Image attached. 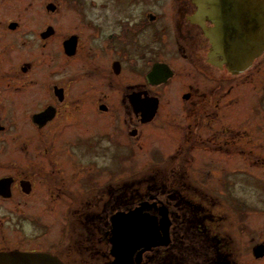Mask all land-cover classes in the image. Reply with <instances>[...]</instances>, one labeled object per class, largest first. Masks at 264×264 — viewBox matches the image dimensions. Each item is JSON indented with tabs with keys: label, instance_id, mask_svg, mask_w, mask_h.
Instances as JSON below:
<instances>
[{
	"label": "flooded vegetation",
	"instance_id": "obj_1",
	"mask_svg": "<svg viewBox=\"0 0 264 264\" xmlns=\"http://www.w3.org/2000/svg\"><path fill=\"white\" fill-rule=\"evenodd\" d=\"M21 1L0 0V252H47L64 264H113L112 215L145 201L147 214L165 213L166 228L142 240L131 264L264 259V220L262 233L246 245L245 262L238 243L233 248L237 239L222 237L212 208L194 199H216L195 178L210 175L207 165L222 159L244 165H225L218 178L228 181L239 171L264 176V74L256 77L254 71L264 66V48L240 72L211 62L203 26L213 23L198 15L201 0H151L146 8L141 0H114L122 14L108 13L110 0H90L88 7L97 12L71 15L62 12L63 4L73 11L85 0H27L51 13L10 15ZM239 1L243 6L228 12H234L236 27L249 28L255 11L246 4L255 0ZM170 85L173 100L166 97L165 104L161 94ZM148 102L156 110L147 120L142 107ZM176 109L185 132L169 155V188L158 181L160 166L151 176L156 188L142 192L140 176L112 182V149H141L143 129L169 124ZM155 136L161 145V135ZM257 144L261 153L246 156ZM193 164L204 166L200 177L192 175ZM233 183L234 193L264 204V193L242 194V183ZM255 219L243 224L254 228Z\"/></svg>",
	"mask_w": 264,
	"mask_h": 264
},
{
	"label": "rangeland",
	"instance_id": "obj_2",
	"mask_svg": "<svg viewBox=\"0 0 264 264\" xmlns=\"http://www.w3.org/2000/svg\"><path fill=\"white\" fill-rule=\"evenodd\" d=\"M90 0H85L82 4L74 5L73 11H67L70 6L68 4H63V10L62 12H68L67 15H71L70 13H79V12H86V13H95L97 12L95 8H89L88 3ZM165 2H169V0H164ZM164 1L158 0V2L163 3ZM16 3V2H15ZM19 7H15L13 13H10V15H17L18 12H23L24 14H36L37 12L34 11H40L39 14H46L51 13V11H46L43 6H35L32 4H29L27 0H22L20 2ZM29 4V5H27ZM116 5H114V0H110V6H109V14H115L118 11V14H122L123 12L120 11L117 8H115ZM141 6L143 8L146 7H152L151 0H141ZM58 8V6H56ZM25 8V9H24ZM54 12L53 14H55ZM161 24L160 29L158 32L159 38L161 36ZM255 72H258L256 77H263L264 74V66L262 64L257 65L254 68ZM179 81H176L178 84ZM174 86V85H173ZM166 90L163 91L162 98L163 102L166 104L168 100H166V97L169 99L171 95V89L172 86L167 87ZM170 98L169 100H171ZM173 100V99H172ZM163 106L160 107V111L163 110ZM183 116L180 113L179 109H176L171 117V119H168L169 124H165L160 126L156 123H152L151 125H148L146 129H143V137L140 140L141 143V149L135 150L132 147L125 146V147H117L116 149H112L111 151V160H110V174H111V181L112 182H121L126 179H134L136 176L143 177L144 182L142 183V192H144L146 189H151L152 187L156 186L153 181H155L154 177H151L155 173H152L154 171V168L157 166L162 167L164 170L162 177H159V182H164L165 178L167 177V171L168 165H171L169 161V155L171 153H176V149H179V143L183 142ZM176 121V122H175ZM159 127H168L165 131H163ZM156 133H159L161 135V139L159 142H161V145L158 144V140L156 139ZM172 142V146L168 145V142ZM170 142V143H171ZM169 146V147H168ZM262 151V146L260 144H257L254 146L253 149H247L245 150L246 156H249L250 154L252 156H257ZM178 164V162H177ZM229 164H234L232 167L235 168L238 166V168L242 169L243 162L239 161H232L222 159L221 162H217V164L214 165H207L209 170L211 171L210 175H202L200 168H204L201 164H193L192 166V175L195 173L196 177H200L201 179L195 178V182L201 186L203 189H206L210 194L220 202V203H213L212 200L216 201L215 198H210V202L206 198H202L199 196H194L197 201H200L203 207L205 208H212V212L216 215L217 222H218V228L220 229L221 235L224 238L233 239L235 241V244L233 245V248H236V245L238 243V249L239 253L242 254V257H240L242 261L248 260V257L245 256V254L249 253L246 245L249 244L252 237H257L258 234L262 233V227H261V221L264 220V216L260 215L262 211L264 210V204H260V207L257 206L258 198H254V202H251V199L247 196H241L237 195L233 192L235 184H231L233 182H240L242 183L240 186V190L242 194H249L251 193L252 189L256 193H264V176L262 173L256 172V175H262V179L258 180L255 177H250V175L246 172L239 171L237 173H233L229 176V179L232 180L229 183L226 181L225 177L221 176L218 178V175L220 174V170L224 169L221 168L223 166ZM181 166H184L182 163L177 166V169H180ZM202 166V167H201ZM217 166V168H216ZM214 171V173H212ZM166 173V175H165ZM214 174L216 178H214ZM264 174V173H263ZM157 180V179H156ZM166 183V182H164ZM246 183H249V185ZM166 187H164L165 190L169 188V183H166ZM250 186V187H249ZM177 187V185H175ZM112 188L114 185H112ZM117 202L122 201L123 198L117 197ZM264 199H260V202L263 203ZM256 215H260L259 217H255ZM256 219H255V218ZM250 220L252 222L253 219H255V223L257 224L256 227L252 228L251 224H243V221L246 222V220ZM264 237V235H262ZM229 241L231 244L234 243ZM65 243L63 244V246ZM226 248V246H225ZM249 264H264V259L259 261H253L252 259H249Z\"/></svg>",
	"mask_w": 264,
	"mask_h": 264
},
{
	"label": "water",
	"instance_id": "obj_3",
	"mask_svg": "<svg viewBox=\"0 0 264 264\" xmlns=\"http://www.w3.org/2000/svg\"><path fill=\"white\" fill-rule=\"evenodd\" d=\"M254 8V24L246 28L237 24L234 12H228L237 6L239 0H201L199 16H206L213 23L203 29L211 43L210 61L225 63L231 72H240L260 54L264 48V6L261 2L246 4ZM50 6H48L49 8ZM237 20H241L238 15ZM232 28L235 30L233 31ZM236 29L238 31H236ZM137 106V104H136ZM155 102L142 107L147 120L155 114ZM145 201L136 208L115 213L111 218V251L113 264H131V256L139 254V245L143 239L156 236V228H166L165 213L147 214L143 211ZM0 264H64L57 256L47 252H0Z\"/></svg>",
	"mask_w": 264,
	"mask_h": 264
}]
</instances>
